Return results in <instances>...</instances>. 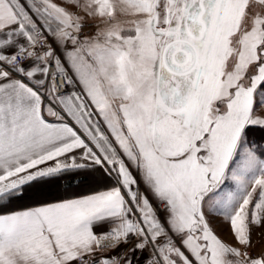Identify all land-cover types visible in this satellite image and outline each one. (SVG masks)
<instances>
[{
  "label": "snow or ice",
  "instance_id": "6c2138e0",
  "mask_svg": "<svg viewBox=\"0 0 264 264\" xmlns=\"http://www.w3.org/2000/svg\"><path fill=\"white\" fill-rule=\"evenodd\" d=\"M254 231L264 0H0V264H264Z\"/></svg>",
  "mask_w": 264,
  "mask_h": 264
},
{
  "label": "crops",
  "instance_id": "0c3cea01",
  "mask_svg": "<svg viewBox=\"0 0 264 264\" xmlns=\"http://www.w3.org/2000/svg\"><path fill=\"white\" fill-rule=\"evenodd\" d=\"M263 238L264 237H259L258 238L257 232H255V231L253 232V241H254V243L257 244V247H259L261 244H264Z\"/></svg>",
  "mask_w": 264,
  "mask_h": 264
},
{
  "label": "rangeland",
  "instance_id": "374dc122",
  "mask_svg": "<svg viewBox=\"0 0 264 264\" xmlns=\"http://www.w3.org/2000/svg\"><path fill=\"white\" fill-rule=\"evenodd\" d=\"M220 235L222 236L223 239L230 241V236L228 234V230H227L226 225L223 227V231H220ZM263 242H264V238H263Z\"/></svg>",
  "mask_w": 264,
  "mask_h": 264
}]
</instances>
